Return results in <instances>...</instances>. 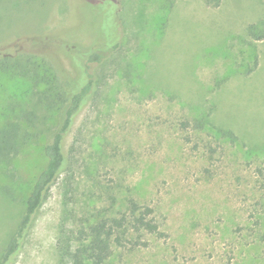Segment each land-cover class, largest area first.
<instances>
[{"label":"rangeland","instance_id":"obj_1","mask_svg":"<svg viewBox=\"0 0 264 264\" xmlns=\"http://www.w3.org/2000/svg\"><path fill=\"white\" fill-rule=\"evenodd\" d=\"M170 2L0 0V60L32 53L71 93L88 80L87 52L103 55L66 169L9 264H58L62 231L74 248L82 226L129 214L131 200L153 208L158 232L128 231L109 264H264V41L248 36L264 0ZM32 79L0 68V125L12 104L37 116L0 165V261L58 124Z\"/></svg>","mask_w":264,"mask_h":264},{"label":"trees","instance_id":"obj_2","mask_svg":"<svg viewBox=\"0 0 264 264\" xmlns=\"http://www.w3.org/2000/svg\"><path fill=\"white\" fill-rule=\"evenodd\" d=\"M202 1L210 6H219L222 2V0ZM170 3L173 4L174 0H171ZM248 36L254 41H264V16L249 24ZM22 53L26 52L8 54L3 57L0 60V68L33 78V95L49 110L58 113V124L46 137L44 153L47 157V164L35 180L26 201L19 229L9 243L0 264H9L19 252L34 216L47 197L51 186L66 169L68 157L64 148L65 138L95 88L90 65L94 62H101L103 59V55L99 51L87 52L89 55L85 69L88 74L87 82L79 90L65 93L58 88V76L53 67L47 62L42 63L41 60H36L32 53L23 62L21 56L28 57V54ZM39 85L43 87L40 88ZM6 113L5 122L0 125V165L11 162L31 141L32 137L28 127L30 124L34 125L37 118L34 111L20 106L17 110L15 104L10 105ZM229 133L233 134L231 131H228ZM259 170L262 171L261 168ZM67 204L66 202L64 215L68 212ZM130 205L129 214L123 212L121 216H105L82 226L79 229L78 237L73 239V241L77 240V245L74 248L70 239L62 231L59 236L58 264H109L115 247L126 245L124 237L130 230L158 232L159 225L151 216L153 208L150 206L142 208L134 200H131ZM63 221H65V216Z\"/></svg>","mask_w":264,"mask_h":264}]
</instances>
